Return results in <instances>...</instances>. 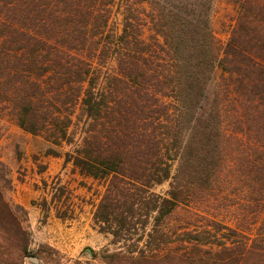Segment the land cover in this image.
Listing matches in <instances>:
<instances>
[{
	"label": "trees",
	"instance_id": "trees-1",
	"mask_svg": "<svg viewBox=\"0 0 264 264\" xmlns=\"http://www.w3.org/2000/svg\"><path fill=\"white\" fill-rule=\"evenodd\" d=\"M225 1L223 41L216 0H0V114L58 148L81 125L46 155L103 188L108 264H264V0ZM20 210L0 190V264Z\"/></svg>",
	"mask_w": 264,
	"mask_h": 264
},
{
	"label": "rangeland",
	"instance_id": "rangeland-1",
	"mask_svg": "<svg viewBox=\"0 0 264 264\" xmlns=\"http://www.w3.org/2000/svg\"><path fill=\"white\" fill-rule=\"evenodd\" d=\"M213 7L212 27L225 41L234 13L225 0H216ZM80 127H71L72 144L58 148L0 114V190L13 208L21 209L18 214L29 235L22 264H108V255L123 252L93 220L101 185L62 157L46 155L48 149L72 152L81 142ZM167 190L168 183L154 188L159 195Z\"/></svg>",
	"mask_w": 264,
	"mask_h": 264
},
{
	"label": "water",
	"instance_id": "water-1",
	"mask_svg": "<svg viewBox=\"0 0 264 264\" xmlns=\"http://www.w3.org/2000/svg\"><path fill=\"white\" fill-rule=\"evenodd\" d=\"M31 261L34 262V263L37 262V260L35 258H31Z\"/></svg>",
	"mask_w": 264,
	"mask_h": 264
}]
</instances>
